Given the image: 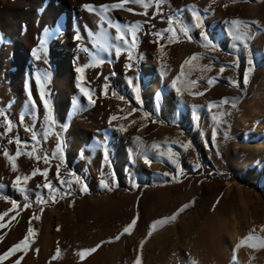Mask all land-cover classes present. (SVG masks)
I'll return each instance as SVG.
<instances>
[{
	"label": "rangeland",
	"instance_id": "374dc122",
	"mask_svg": "<svg viewBox=\"0 0 264 264\" xmlns=\"http://www.w3.org/2000/svg\"><path fill=\"white\" fill-rule=\"evenodd\" d=\"M5 1L0 0V214L8 215L0 220V255L23 241L29 227L34 235L0 264L18 259L20 264H134L138 255L141 264H264L259 246L264 240V0H164L159 9L153 0L147 15L141 4L100 8L119 0L68 3L39 28L38 16L51 4L60 5L44 1L35 12L32 49L23 47L26 35L9 24ZM71 14L87 15L91 26L69 35L64 21ZM197 14L201 27L195 26ZM169 17L178 21L176 41L165 31ZM232 20L247 22L248 28L237 31ZM136 24L133 48L127 29ZM181 25L189 29L187 36ZM117 26L127 45L116 39ZM194 55L197 59L184 63ZM64 58L71 73L57 84L56 65ZM97 60L103 63L97 66ZM85 65L82 73L76 71ZM18 147L13 171L4 152L15 156ZM34 169L46 170L47 181L39 173L33 176ZM17 176L30 178L14 187ZM48 181L54 194L43 186ZM184 205L190 206L148 235L155 221ZM133 218L131 234L115 240ZM249 234L260 238L248 242L257 246L237 248ZM97 245L83 259L77 255Z\"/></svg>",
	"mask_w": 264,
	"mask_h": 264
},
{
	"label": "snow or ice",
	"instance_id": "6c2138e0",
	"mask_svg": "<svg viewBox=\"0 0 264 264\" xmlns=\"http://www.w3.org/2000/svg\"><path fill=\"white\" fill-rule=\"evenodd\" d=\"M163 2H164V0H154V5H155V7H156L157 9H159L160 6L163 4ZM127 3L141 4L142 7H144V9H145V11H144L143 13H141V14H142V15H147V8L150 7V6H152V4H153V0H147V2H145V0H119V2L116 3V4H113V5H101L100 8H101L102 10H107V9L110 8V7H111V8L123 7V5H124V4H127ZM83 7L86 8V9H88L89 11H95V6H93V5H84ZM128 11H132V9H128ZM205 11H207V9H206ZM194 19L197 21V23H196L195 26H196V27H201L200 17H199L198 14H197V15H194ZM167 22H168V24L170 25V27H169L168 29H165V31H167V32H171V33H172V35L169 36L168 39H169L170 41H176V40H177V34H176V29L173 27V25H174V24H178V21H175L173 17H169ZM230 23H231V25H232L234 28L237 29V31H239V27H240V26H243L245 30L248 28V24H247V22H244V21H240V20H232ZM252 23H256V22L253 21ZM109 27H111V24H109ZM139 28H140V26H139L138 24H136V25H131V26H129V28L127 29V30L130 31V32L132 33V35H133V40H132V47H133V48L135 47V33H136L137 31H139ZM179 31H180L184 36H187V35H188V32H189V29H188L187 27H184V26L181 25V26H179ZM116 32H117L116 39H117V40H123L124 43H125V45H127V44H128V41L125 39V37H124L123 35L120 34V33H121V29H120L119 26H117V28H116ZM156 35H157V36H160L161 34H160V33H156ZM201 35H202V37H203L205 40H207V36H206L204 33H201ZM243 35H244V34L237 35V36H236V39L241 40ZM80 38H81V37H80L79 34H77V35L75 36V39H77V40H80ZM40 43H41V45H43V44L45 43V41H44L43 39H41ZM245 47H247V44H245ZM34 54H35V50H34ZM116 55H117V56L120 55V48H117V49H116ZM128 59H129V60L132 59L131 53H129V57H128ZM195 59H197V57L194 55L193 57L189 58V60H186L184 63H185V64H188L191 60H195ZM95 63H96V65L98 66L99 64L103 63V61H99V60H97ZM248 63H249L250 65L252 64V60H251V58L249 59ZM87 66H89V65H85V66H83V67H78V68L76 69V71H77L78 73H82V72L84 71V68L87 67ZM126 67H129V68H130L131 65H130V64H129V65H126ZM181 67H182V69H183V65H182ZM221 71H223V69H221ZM251 71H252V69H249V73H250ZM44 79H45V80L49 79V77L47 76V74H45ZM78 79H79V78H78ZM38 82H40V81H39V78H38ZM246 82H247V74H246V76H245V83H246ZM129 83L131 84L132 82L129 81ZM193 83H195V81H193ZM208 83H209V85H211V84L213 83V81H212V80H209ZM77 86L79 87V83H78ZM236 86H238V85H236ZM134 91H135L136 94H137V102H139V87H138V86H135V87H134ZM81 92L84 93V95L88 96V98H89V103H90V104H94V101L92 100L90 93L85 92L83 88H81ZM197 94L202 95L203 93H197ZM29 98L31 99V94H30V93H29ZM41 98H42V100L44 99V97H43V93H41ZM74 103H76V101H74ZM221 103H227V101H222ZM233 106H235V105H233ZM44 107H45V109L48 110V117H49V120H51V118H52V117H51V110H50L49 102H48L47 100H44ZM3 115H4V113H3L2 111H0V116H3ZM112 119H116V117H112V118H110V122H111ZM214 119H217V118L214 117ZM6 123L8 124V130H10L11 127H12L11 122L6 120ZM120 130H121V131H125L124 128H121ZM225 138H227V134H225ZM32 139H33L34 141L36 140V135H35V133H33ZM213 140H215V132L213 133ZM9 142L11 143L12 141H9ZM16 143H17V145H19V144L21 143V141H20L19 139H17V140H16ZM33 147L35 148V146H33ZM153 147H156V145H153ZM187 147H188V145H185V148H187ZM60 148H62V145H58V150H60ZM20 155H21V152H20V150H19V147H18V149H17V152L15 153V156H10L9 153H8L7 151L4 152V156H5V158L11 163V165H12V170H13V171H16V170H17V165H16V163H15L14 161H15V159L18 158ZM26 155H28L29 157H31L32 154H31V153H26ZM217 155H219V153H217ZM107 158H108V157H107V152H105V161H107ZM36 159L39 160L40 157H36ZM43 159H44L45 163L48 162V157H47V156L43 157ZM144 162H145L146 164H149V163H150V161H149V159H148L147 157L144 158ZM197 167H199L198 164H197ZM38 173L41 174V175H43V176L45 177L46 181H47V172H46V170H45L44 172H41L39 169H34L32 175L34 176V175H36V174H38ZM166 175H167V173H166ZM29 178H30L29 176H24L23 178L20 177V176H17L16 179L13 181V185H14V187H19V186H20V182H21V180H23V183L26 184ZM57 179H59V168H57ZM76 182L82 185V188H81V191H82V192H87V187H86V186H83V181H82L80 178H77V179H76ZM64 183H65L64 181H61V184H62V185H63ZM101 184L104 185V181H103V180L101 181ZM43 186H44L45 188H48V189H49L50 194H54V193L56 192L55 187L51 184L50 181L46 182ZM134 186H135V184H134ZM20 190H21V191H27L25 188H22V187L20 188ZM2 198H4V197H0V199H2ZM29 206H30V205L27 204V203L24 205L25 208H28ZM189 206H190V205H184V206H182V207H181V208H180L175 214H173V216L163 218L162 220H159V221H155V222L153 223V225L151 226V230L149 231L148 235L150 236V235L152 234V230H155V228H156L157 225L162 226V225L165 224V223H168V222H170V221H174L175 218H176V216L179 215L180 212L184 211V210H185L187 207H189ZM12 207H13V209H15V208L17 207L16 202H14V201L12 202ZM41 211H42V210H41ZM7 215H8L7 212H5V213H3V214H0V220H3L4 216H7ZM34 218H35V219H39L38 216H34ZM13 219H15V217H13ZM136 223H137V218H133V220L131 221V223L128 224L126 227H124V229H123V231L120 233V235H117V236L115 237V240H119V239H120V236L124 235L125 233H127V234H131V230L133 229V227H134V225H135ZM0 227H4V225H3V224H0ZM253 231H255V230H253ZM261 231H264V226L261 227ZM32 235H34L33 229H32L31 227H29V229H28V235L25 236V238H24L23 241H20L19 243H17L16 245H14L12 249H9V250H8V252L4 253L3 255H0V262H2L3 259H4L6 256L9 255V253H14V250L20 249L22 246L26 248V247H27V244L25 243V241H27L28 238H29L30 236H32ZM0 239H2V238H0ZM254 239H256V240H260L259 237H254L252 234H249L248 236H246L245 238H243V239L240 241V243L237 245V248H239V247H241V246H245V245H247V246H251V247H256L257 245H248V242H249V241H252V240H254ZM108 242H112V241H108ZM259 246H260V247H264V240H261V241H260ZM99 247H100V245H97V246L94 247V248H91V249H85V250H83V251H81V252H78L77 255H79V256L81 257V259H83V258L85 257V255H87V254H91V253H94ZM142 247H143V241L141 242V248H142ZM58 255H59V249H57V255L54 256L53 259H56ZM21 259H22V257H21ZM234 261H235V257H234ZM15 264H20V260L18 259V260L15 262ZM134 264H141V258H140L139 255L136 257V260L134 261ZM192 264H196V262L193 261Z\"/></svg>",
	"mask_w": 264,
	"mask_h": 264
},
{
	"label": "bare ground",
	"instance_id": "6f19581e",
	"mask_svg": "<svg viewBox=\"0 0 264 264\" xmlns=\"http://www.w3.org/2000/svg\"><path fill=\"white\" fill-rule=\"evenodd\" d=\"M44 1H49L52 3L58 1L60 2V5L58 7H55L51 4V6H49L48 10L46 11V13H43L42 15L38 16L37 19L39 20L38 21L39 28H41L42 26L46 24L48 17L51 13L56 14L59 10H62L63 8H65L68 3L69 4H81V3L88 4V3H91L93 0H13V1L6 0L4 2V5L8 12L7 20L10 21L9 24L11 23V25L15 26L20 33H24L26 35L21 40L23 42L22 44L23 47L32 49L31 44H33L34 42L33 41V36H34L33 23L36 17L35 12L38 9V6L40 5V3ZM83 19H85L84 23H83ZM85 25L91 26V20L85 14H83L82 18L80 19H77L74 16V14L73 15L71 14L68 17V19L64 21L65 29H67V27H70L68 31L69 35H70V32H71V35L72 33H75L74 29H76L77 31V28L81 30V33L84 32ZM22 53L26 54L23 48H22ZM56 66H57V74L55 76V81L57 82V84L58 83L62 84L64 83L68 75L71 73V70L69 68V60L67 58L59 59ZM145 72H147V74H155V71L152 69H147Z\"/></svg>",
	"mask_w": 264,
	"mask_h": 264
}]
</instances>
